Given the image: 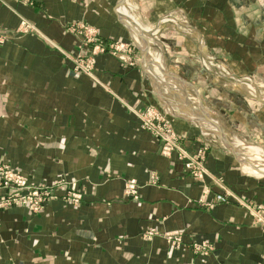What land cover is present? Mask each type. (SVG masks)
I'll use <instances>...</instances> for the list:
<instances>
[{"label": "crops", "instance_id": "1", "mask_svg": "<svg viewBox=\"0 0 264 264\" xmlns=\"http://www.w3.org/2000/svg\"><path fill=\"white\" fill-rule=\"evenodd\" d=\"M120 2L0 0V161L32 182L62 174L82 192L79 205L0 210V264H264V225L235 203L199 206L204 183L207 200L223 190L192 179L177 154L162 156L135 113L159 110L187 150L207 147L206 168L227 190L264 207V171L249 164L264 163V9ZM21 22L32 30L17 32ZM73 22L133 44L138 66L100 54L93 76L75 73L61 53L83 52L65 30ZM169 234L184 245L172 248ZM203 241L212 252L189 247Z\"/></svg>", "mask_w": 264, "mask_h": 264}, {"label": "built area", "instance_id": "2", "mask_svg": "<svg viewBox=\"0 0 264 264\" xmlns=\"http://www.w3.org/2000/svg\"><path fill=\"white\" fill-rule=\"evenodd\" d=\"M264 5V0H260ZM25 5H29V0H23ZM25 31H31V26L23 24ZM22 29V30H23ZM65 30L71 34L79 35L82 39V46L87 48L86 54H79L77 57L64 54L68 58L76 70L83 72L86 75L93 76L94 66L96 63V57L100 54L109 53L112 56L120 59L125 66H136L139 63V57H136V48L131 43L122 42H103L99 37L98 31L83 22H73L66 26ZM24 31V30H23ZM84 49V51H85ZM137 116L143 121L144 128L150 131L154 137L161 142V154L162 156L169 157L172 153L177 154L179 159L183 161L186 172H188L195 179L202 181L209 171L205 166V159L207 153V147L199 148L194 153H189L182 144V138L176 133L172 124L163 116L162 113L154 108H147L143 112H135ZM220 182L221 180H216ZM27 178L23 177L20 172L14 171L5 164H0V190L9 189V196L1 198L0 210L8 209L14 204L28 206L31 211H40L42 209L43 202L47 199H56L54 194L46 195V192L41 188H34L29 186ZM70 184L58 176L57 180L50 186L44 188H57L58 191L69 192L67 196H64L63 200L76 204L81 199V195L75 192L76 183L73 182L71 188L67 189ZM136 188V187H135ZM135 188H132L133 193ZM46 190V189H45ZM207 190V189H206ZM228 191V190H227ZM207 192V191H206ZM206 192L203 193L206 195ZM226 195H217L215 198L218 202H225L226 199H234L235 196L230 192ZM231 195V196H229ZM62 199V198H61ZM239 201V200H237ZM241 205L251 211L257 221L264 225V209L253 210L248 203L239 201ZM168 242L174 247H181L184 244L180 241L179 234H169L166 236ZM191 248L196 253H208L213 251V246L208 242L194 243Z\"/></svg>", "mask_w": 264, "mask_h": 264}, {"label": "rangeland", "instance_id": "3", "mask_svg": "<svg viewBox=\"0 0 264 264\" xmlns=\"http://www.w3.org/2000/svg\"><path fill=\"white\" fill-rule=\"evenodd\" d=\"M19 4H21V5H24V6H26L25 4H24V2H23V0H16ZM30 1V4L28 5V6H33L34 5V0H29ZM255 2H256V4H257V6H259V7H262L263 9H264V5H262L263 3L260 1V0H255ZM23 24H27L26 22H21L20 23V25H19V28H18V30H17V32H20V34L22 33H27V31H25V29H23ZM27 25H29V24H27ZM30 26V25H29ZM24 31H23V30ZM75 36H77L79 39H80V42H81V36H79V35H75ZM99 37H100V35H99ZM101 38V37H100ZM101 40L103 41V42H105V40L104 39H102L101 38ZM2 41H4V36H3V34H0V43L2 42ZM106 42H109V43H111L110 41H106ZM81 46H82V42H81ZM84 46H82V50H83V52H80V53H78V54H76V55H74V54H71V53H68V52H61L62 53V55L64 56V54H68V55H71L72 57H77V55H79V54H86V53H88L87 52V48L85 49V51H84ZM105 54H109V53H105ZM109 55H111V54H109ZM112 56V55H111ZM138 55L136 54V57H137ZM65 57V56H64ZM66 58V57H65ZM68 59V58H67ZM118 59V58H117ZM69 60V59H68ZM120 60V59H119ZM120 62H121V64H122V66H124V67H129V66H125L124 64H123V62L120 60ZM136 66H138V65H136ZM131 67H135V66H130V68ZM94 70V69H93ZM73 71L75 72V73H78V74H84L83 72H81V71H79V70H76L75 69V67L73 66ZM86 75V74H85ZM93 75H94V73H93ZM89 76V75H88ZM148 108H152V107H148ZM145 109H147V108H145ZM155 109V108H154ZM157 110V109H156ZM144 111V110H143ZM142 111V112H143ZM157 111H159V110H157ZM160 112V111H159ZM161 113V112H160ZM164 116V115H163ZM165 117V116H164ZM166 118V117H165ZM140 119V118H139ZM141 121V120H140ZM141 128L143 129V130H145V131H147V132H149V133H151L150 131H148V130H146L145 128H144V125H143V121H141ZM177 133V132H176ZM152 134V133H151ZM178 134V133H177ZM153 135V134H152ZM154 136V135H153ZM182 138V137H181ZM158 142H159V144H160V154H161V142L158 140ZM182 144H183V146L185 147V145H184V143H183V138H182ZM203 147H205V146H203ZM202 148V147H201ZM185 149H186V147H185ZM198 150V149H197ZM196 150V151H197ZM189 153H194V152H190L189 150H187ZM173 154V153H172ZM162 155V154H161ZM259 156H262V155H260L259 154ZM179 158V157H178ZM205 161H206V159H205ZM252 161V163H253V165H254V167L255 168H253L256 172H259V171H264L263 170V166H264V163L262 164V163H256L255 161H253V160H251ZM183 162V161H182ZM0 164H5V165H7L9 168H11L7 163H5V162H3V161H0ZM206 166V165H205ZM12 170H14L13 168H11ZM207 169V168H206ZM186 170V169H185ZM208 170V169H207ZM14 171H17V172H20V171H18V170H14ZM21 173V172H20ZM22 174V173H21ZM187 174L192 178V179H194L195 181H198V182H205V180L207 179V178H210L213 182L215 181L216 182V184H218L219 185V187L221 188V190H223L222 191V193H218V194H215V195H213V197L211 198V200H207V194L211 191L210 190V188H209V186L207 185V184H205L204 183V186H203V192L205 191H207L206 192V195H203L198 201H197V203H198V205L199 206H201V207H204V208H210V207H212V206H214V205H216V204H229V203H235L236 205H238L239 207H242V208H244L242 205H241V203L239 202V201H242V202H244L243 200H240V199H238L232 192H230L229 190L227 191V188L224 186V184H223V181H222V179L221 178H217V177H213L210 173H209V175H207L202 181H199V180H197V179H195L193 176H191L188 172H187ZM23 175V174H22ZM58 176H61V178L65 181V183H66V185L67 184H70V185H68L67 186V189L68 188H71V185L73 184V182H70L69 180H67L62 174H59ZM58 176H56V178L54 179V181H52L51 183H49V184H47L46 182H32L29 178H27L25 175H23V177H25V178H27V180H28V183L30 184L29 186H31V187H33L34 188V190L33 191H36V188H41V189H43V191H45L46 192V195H51L52 196V194H54V196L55 197H58V198H56V199H61L62 198V200H63V198H64V196H67L68 194H69V192H63V191H58L57 190V188H54V189H51V188H44V187H48V186H50V185H52L56 180H57V178H58ZM221 180L220 182H217L216 180ZM76 189H75V192L76 193H78V194H80L81 195V199L79 200V202L77 203V205H79L80 204V202H81V200H82V192H81V190H80V186H79V183L78 182H76ZM136 186H135V184H134V182H126V184H125V188H124V195L125 196H127V197H133V198H136V195H137V193H133V190H132V188H135ZM46 189V190H45ZM207 189V190H206ZM137 191V189L135 188V192ZM8 192H9V189H8V191L6 190V189H1L0 190V200H1V198H7L8 196H9V194H8ZM227 192H230L231 193V195L233 194L234 196H235V198H236V200H234L233 198L232 199H226V201L225 202H218L217 201V199L215 198L217 195H226L227 196ZM231 195H229V196H231ZM51 200H55V199H47V200H45L44 202H43V205H42V208H43V206H44V204L46 203V202H48V201H51ZM237 200H239V201H237ZM71 203V202H70ZM73 204V203H72ZM251 207H253L252 209L253 210H258V209H264V207H262V206H254L253 204H251V203H248ZM74 205H76V204H74ZM13 206H22V205H16V204H14ZM23 207H26V208H28L29 209V207L28 206H23ZM41 210V209H40ZM29 211L30 212H32V213H35V212H39V211H31L30 209H29ZM263 217H264V214H263ZM256 221H257V218H256ZM258 222V221H257ZM258 224H259V222H258ZM261 224V223H260ZM152 237V233H143L142 234V238L143 239H149V238H151ZM179 238H180V234H179ZM168 240V239H167ZM180 241H181V238H180ZM182 242V241H181ZM206 242V241H205ZM170 244V243H169ZM194 244V243H193ZM171 245V244H170ZM192 245V244H191ZM191 245L189 246L190 248H191ZM171 247L172 248H174V249H178V248H180V247H173L172 245H171ZM191 250L194 252V250L191 248ZM210 252H212V251H210ZM210 252H208V253H210ZM199 254H201V253H199ZM202 254H204V253H202ZM207 254V253H206Z\"/></svg>", "mask_w": 264, "mask_h": 264}, {"label": "water", "instance_id": "4", "mask_svg": "<svg viewBox=\"0 0 264 264\" xmlns=\"http://www.w3.org/2000/svg\"><path fill=\"white\" fill-rule=\"evenodd\" d=\"M123 1L124 0H121V2L119 3V5L120 4H122L123 3ZM143 40H146V39H143ZM145 42V41H144ZM146 43V42H145ZM143 52H144V54L146 53V50L145 49H143ZM249 164H251L253 167H254V165H253V163H252V161L251 160H249Z\"/></svg>", "mask_w": 264, "mask_h": 264}]
</instances>
